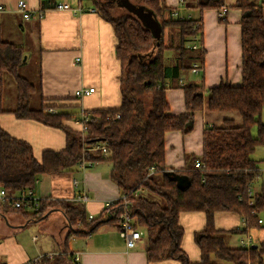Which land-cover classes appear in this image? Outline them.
<instances>
[{
	"label": "trees",
	"instance_id": "16d2710c",
	"mask_svg": "<svg viewBox=\"0 0 264 264\" xmlns=\"http://www.w3.org/2000/svg\"><path fill=\"white\" fill-rule=\"evenodd\" d=\"M94 1L102 15L113 24L118 38L116 54L122 65V106L94 110L84 135L81 130L66 125L65 121L74 118L73 113L47 111L50 107H62L61 103L46 104L40 95V107H31L40 84L19 72L26 54L24 47L6 39L0 26V112L6 111L3 107L4 78L10 74L18 91L17 106L10 111L18 118L35 119L64 130L67 141L65 149L44 150L37 157L28 141L12 136L0 126V186L9 194L3 202L9 206L23 190H34L40 175L74 170L83 160H108L111 178L118 184L121 197L107 206L99 217L90 220L83 203L61 199L42 198L37 208L30 206L32 211H26L25 206L14 208L35 221L44 219L52 209L62 211L70 227L62 248L69 257H72L68 249L69 237L91 235L104 223L113 222L119 226L118 214L124 204L122 198L126 197L136 218L135 226L145 233L149 261L177 259L182 264H264V241L257 247L231 246L226 233L214 224L217 211H233L246 220L248 228H253L264 213V185L255 194L251 190L261 173L259 162L251 155L258 146L264 145V0L231 3L196 0V6L201 9L220 10L224 5L241 9L243 82L233 85L223 81L209 88L207 95L198 83L184 85L187 111L179 115L166 113L169 109L166 81L193 67L185 66L181 58L175 66L167 65L165 50H180L182 55L186 37L202 34L200 19L174 17L163 0H130L154 12L153 17L162 29L157 38L151 26L133 12L124 8L128 13L115 16L113 10L119 8L116 1ZM166 30L168 43L165 42ZM175 32L181 42L176 45L171 44ZM198 49L202 56L203 49ZM145 94L151 96L150 103L144 100ZM196 110L222 115L220 124L208 123L204 130V164L184 172L168 171L165 134L170 130L192 131ZM114 112H120V118L107 119ZM254 126H257L255 136L252 134ZM85 143L105 144L108 154L85 151ZM180 176L188 177L189 181L180 185ZM195 210L206 214L204 229L195 234L201 250V260L196 262L191 261L181 247L184 230L179 224L181 212ZM42 259H45L42 264L49 262L47 255ZM0 264L6 263L0 259Z\"/></svg>",
	"mask_w": 264,
	"mask_h": 264
},
{
	"label": "crops",
	"instance_id": "0c3cea01",
	"mask_svg": "<svg viewBox=\"0 0 264 264\" xmlns=\"http://www.w3.org/2000/svg\"><path fill=\"white\" fill-rule=\"evenodd\" d=\"M26 1L32 13L38 15L41 12L43 15L25 19L18 9L19 0H0V26L6 39L15 43L18 41L17 44L24 47L27 61L30 57L38 59V83L45 103H61L62 107L55 109L73 113L74 118L65 123L79 131L81 127L77 120L83 111L120 108L122 65L116 54L118 38L113 24L102 15L99 5L94 0ZM163 2L172 10L174 17L200 19L202 24V34L194 36L195 42L192 45H196V48L191 66L198 64V73L189 69L187 74H174L166 81V98L169 103L166 113L179 115L187 111L183 89L186 84L202 85L206 95L209 88L218 86L223 81L233 85L242 84V11L240 8L227 6V12L222 17L217 9L199 8L196 0ZM60 3L65 5L63 9L58 7ZM79 7L81 10H78ZM167 37L166 33L165 42ZM198 47L203 49L202 56ZM173 50L175 49L165 50L166 60L171 57L169 54ZM78 57L81 59L77 60ZM179 62L180 56H176L172 66ZM87 87H95V91L81 97L75 95L77 89ZM4 109L6 111L0 112V126L12 136L28 141L37 157L44 150L66 148L64 130L35 119L18 118L10 111L14 108ZM221 118L222 115L217 113L196 110L192 131H167L166 169L184 172L195 168L196 162L203 158L206 125L220 124ZM110 168L111 162L108 160L86 161L83 165L75 166L74 170L67 171V175H61L62 172L40 175L34 193L40 199L74 202H78V195L86 194L88 199L83 203L86 212L97 218L108 201H116L121 197L118 184L111 178ZM13 208V203L7 206L0 198V257L6 264H31L43 255H52L62 250V239L66 238L70 229L62 211L52 209L44 219L27 222L22 213L20 215L14 212ZM25 209L32 211L28 206ZM260 218L263 219L262 216ZM244 220L233 211H217L214 215L216 228L226 233L227 242L234 244H230L231 246H242L240 238L248 235L252 237L251 246L264 241V219L259 222L261 227L254 229V232L259 230L257 237L255 236L256 241L251 231L253 228H248ZM179 224L184 230L182 249L191 261H200L201 250L195 241V234L206 225L205 212L183 211L179 215ZM37 228L44 229L41 230L43 237L39 243V239H36L33 244L28 239L29 233L25 232H33ZM235 229L242 230L230 232ZM147 246V239L143 236L137 247L127 248L118 227L110 223L102 224L91 235H74L68 239L69 253L77 264H182L177 259L149 261Z\"/></svg>",
	"mask_w": 264,
	"mask_h": 264
},
{
	"label": "rangeland",
	"instance_id": "374dc122",
	"mask_svg": "<svg viewBox=\"0 0 264 264\" xmlns=\"http://www.w3.org/2000/svg\"><path fill=\"white\" fill-rule=\"evenodd\" d=\"M227 2L231 3V2H233V0H227ZM118 7L119 8H115L113 10V14L115 16L124 15V14L128 13L127 11L123 10L124 7H121L119 5H118ZM167 32H168V30H166V33ZM166 33H165V36H166ZM175 33H176V36L172 39L173 41L171 43V44H174V45L179 44V42H180V37H179L178 33L177 32H175ZM18 38H19V36H18ZM174 40L176 41V43H174ZM166 41H167L166 43H168V39ZM16 42L18 43V41H16ZM194 42H195V39H194L193 36L186 37L185 44H184L185 45V49H184L182 55H181L180 50H173V52H171V54H169V55H171V57L170 56L167 57V65L172 66L174 64L175 57L181 55L180 56L181 62H183V64L185 66H191V63H192V59L191 58H192V55L195 52L194 48H192V45H193ZM169 43H170V41H169ZM25 55H27V54H25ZM19 72L22 75L30 78V80L34 81L36 84H38V82H39V64H38V59L36 57H30V59L28 61L25 60L23 62V64L19 67ZM187 72H188L187 69H184L182 73L183 74H185V73L187 74ZM38 87H39V85H38ZM4 88H5V90H4L3 107L6 108V109L16 108L18 91H17L16 83L13 80V78L11 77L10 74H6L5 75ZM40 93L41 92H40V90L38 88V91L34 94V99H33L31 107H34V108L40 107V105H41V96H40L41 94ZM143 98H144V100L147 103L151 102V96L150 95L145 94V95H143ZM262 118H263V122H264V113H263ZM252 134L254 136L257 135V126H254L252 128ZM251 157L259 162L258 165H259V167L261 169L260 176L254 181V183L252 185V189H251L252 193L255 194L256 192H258V190H260L259 188H261V186L264 185V145L258 146L255 149V151L252 153ZM105 165H107V164H105ZM67 173H68L67 171H63L60 174L61 175H67ZM13 209H14L13 210L14 212H16V213L21 215L22 212L16 210L15 208H13ZM22 215L26 219L27 222H29V221L30 222H33V221L36 222L35 220H29V218H27V216H25L23 213H22ZM261 216L264 219V213H262L260 215V217ZM110 225L115 226V224H113V222H111ZM255 227L259 228V227H261V225L258 224ZM255 227H253V229L251 231L254 234V237L255 236L257 237L256 234H257V231H259V230L254 232ZM38 229H40V230H38ZM41 230H44V229L43 228H37V230L35 229L33 232L31 230H28L27 232H25V234L29 233L28 234L29 238H28V236H26V237L28 239H30L33 244L36 243V241H37L36 239H39L38 240V243H39L42 240V237H43L42 236L43 234L41 235ZM144 237H145V235H144ZM256 237L254 239L255 241H256ZM63 239H62V241H63ZM230 244L234 245L233 243H230ZM258 245H259V243H258ZM47 256L49 257V262L48 263L45 262V264H74L73 260H71V256L69 257V255L67 253H65L63 248H62V250H60V252H56V253H53L52 255H47ZM42 258H43V256L40 257V258H37L36 260H34L32 262V264H42L45 261V259H42ZM0 259L3 260L1 257H0ZM225 264H232V263H225Z\"/></svg>",
	"mask_w": 264,
	"mask_h": 264
},
{
	"label": "built area",
	"instance_id": "2783aa9c",
	"mask_svg": "<svg viewBox=\"0 0 264 264\" xmlns=\"http://www.w3.org/2000/svg\"><path fill=\"white\" fill-rule=\"evenodd\" d=\"M60 9H63L65 7L64 4L60 3L58 5ZM18 9L22 13L23 17L25 19H31L34 17H41L43 14L40 12V14H34L32 13V10L30 8L29 3L26 0H19L18 2ZM228 7L227 6H222L221 9L219 10L220 16H224L227 12ZM78 10H81V7L78 8ZM193 48H196V45L193 46ZM81 57H78L77 60H80ZM200 69V66L198 64H195L193 66V72L198 73ZM95 91V87H87V88H79L76 90L75 95L77 97L85 96V95H90ZM49 112L56 113L58 110L55 108L50 107L48 109ZM121 113L120 112H114L111 113L107 116V119H117L120 118ZM94 114L90 111H83L81 117L77 120L78 124L81 127V131L83 135L87 132L88 129V124L91 122L93 119ZM85 151H90L93 154H98L99 152L104 153L105 155L108 154L107 146L105 144H87L85 143L84 145ZM86 163V160L82 161V165ZM204 164L203 160H198L196 162V167H202ZM8 192L5 189L0 190V198L5 201L6 198L8 197ZM88 199V196L86 194H81L76 197V200H78L81 203H85ZM124 200V204L122 207L121 212L118 214V219H119V226L118 230L121 235V237L125 240L126 246L129 249H133L138 246V243L143 239L144 236V231L141 228H138L135 226V216L133 215V209L131 205L129 204V201L126 197L122 198ZM39 200L35 193L34 190L32 189H26L23 190L18 196L15 197L13 205L14 207H22V206H28L30 207L33 205L34 208H37L39 205ZM114 201H108L107 206L112 205ZM106 206V207H107ZM88 218L94 219L93 215H88ZM263 219L259 218V222H262ZM246 226V220H244ZM248 227V226H247ZM252 243V237L247 236V237H242L240 238V244L242 246L250 247Z\"/></svg>",
	"mask_w": 264,
	"mask_h": 264
},
{
	"label": "water",
	"instance_id": "95a60500",
	"mask_svg": "<svg viewBox=\"0 0 264 264\" xmlns=\"http://www.w3.org/2000/svg\"><path fill=\"white\" fill-rule=\"evenodd\" d=\"M116 1V3L121 6L126 8L127 10L133 12L136 14L138 17L142 19V21L151 26L152 32L156 35L157 38H160L161 36V27L160 23L156 21V18H154V12L149 10L148 8L142 6V5H136L130 0H113ZM153 18H152V17ZM27 59V56L25 55L23 60L25 61ZM180 185H183L184 183H187L189 181L188 177L186 176H180ZM254 247H257L258 245H253Z\"/></svg>",
	"mask_w": 264,
	"mask_h": 264
}]
</instances>
